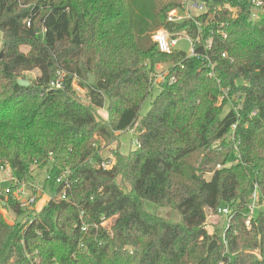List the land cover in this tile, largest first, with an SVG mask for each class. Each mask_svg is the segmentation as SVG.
Segmentation results:
<instances>
[{
	"label": "trees",
	"instance_id": "16d2710c",
	"mask_svg": "<svg viewBox=\"0 0 264 264\" xmlns=\"http://www.w3.org/2000/svg\"><path fill=\"white\" fill-rule=\"evenodd\" d=\"M183 1L0 0V164L31 189L48 164L45 189L69 182L65 198L38 197L32 222L6 219L0 200V264H264L263 208L246 224L256 184L264 201V15L251 0H195L202 12L170 21ZM160 27L197 55L161 52ZM159 64L169 75L156 84ZM135 124L139 145L102 167L101 142ZM220 207L229 226L209 230Z\"/></svg>",
	"mask_w": 264,
	"mask_h": 264
},
{
	"label": "built area",
	"instance_id": "2783aa9c",
	"mask_svg": "<svg viewBox=\"0 0 264 264\" xmlns=\"http://www.w3.org/2000/svg\"><path fill=\"white\" fill-rule=\"evenodd\" d=\"M253 5L255 6L253 17L260 18L264 15V1L263 0H251ZM184 11L180 13L179 10H174L169 15V20H181L185 18H192L191 8L199 10L202 12L205 8V3H201L195 0H186L184 2ZM186 37L192 45L191 52L188 54L189 56H196L197 53L194 49V44L192 38L187 34H180L177 36L171 35L164 28L157 29L153 34L152 38L155 41L158 49L161 52H171L178 45L179 39L181 37ZM225 56V54H224ZM164 65H157L156 72L153 74L154 82L160 83L162 81H166L167 76L169 75L168 67ZM164 68V69H163ZM175 80L174 77L170 78V82ZM59 85L60 81L52 82V85ZM135 143L138 144V139L135 140ZM139 145V144H138ZM111 157L102 162L101 166L104 168L110 167L114 161ZM67 173H63L56 179V184L62 186V191L60 193H54L53 196H49L45 193V188L42 185H39L38 182L34 183V189L29 188V186L20 181L14 174L13 167L10 163L4 162L0 164V200L2 203L5 202V205H2L1 211L8 212L10 209L7 207V199H11V201L17 202L19 208L23 210L22 214L24 215V219L21 222L27 221L32 222L35 218L36 214L40 210V207H37L38 197L44 196V200H51L54 198H65L66 190L69 187V182L67 180ZM264 207V201H261V193L259 186L256 184L254 186V190L251 196V202L249 204V216L246 220L247 226L251 225V221L256 212ZM264 210V208H263ZM12 211V210H11ZM14 212V211H13ZM15 213V212H14ZM218 214L225 217V225L229 226L230 223V209L228 207H220L218 209ZM18 215V214H17ZM12 221L18 220L17 218L11 219ZM20 221V220H18Z\"/></svg>",
	"mask_w": 264,
	"mask_h": 264
},
{
	"label": "rangeland",
	"instance_id": "374dc122",
	"mask_svg": "<svg viewBox=\"0 0 264 264\" xmlns=\"http://www.w3.org/2000/svg\"><path fill=\"white\" fill-rule=\"evenodd\" d=\"M167 1V0H164ZM185 2V0L183 1V3ZM191 14L194 15L195 13H198L199 10L191 8ZM162 28V27H160ZM157 30V29H156ZM155 32V31H153ZM153 32L151 33V35L153 34ZM152 37V36H151ZM1 40V37H0ZM178 50L184 51L185 53L189 54L191 52L192 49V45L191 42L186 38V37H181L179 39L178 45L176 47ZM21 49L23 51H28V47L27 46H22ZM5 54V49L3 48L1 42H0V54L1 53ZM164 65L165 67L167 66V64H161ZM162 66V67H164ZM164 69V68H163ZM39 74V70L38 69H34L32 71H28L26 72V76L30 77V78H34L35 76H37ZM78 81H74V87L76 89V91L78 92V95L81 97V99L83 100H87V94H86V90L85 88H83L82 86H80L78 84ZM156 88L153 89V91L150 93V95L146 98V100L144 101V103L142 104V107L140 109V118L142 116H144L146 114V112L149 110V108L151 107V103L153 101V99L157 96V94L159 93V88L157 85H155ZM229 107H226L225 110H227ZM99 114L104 118L107 119L108 114L105 111V109H100L99 110ZM138 125L135 124V126L131 129L128 130L127 132H121L118 133L120 134L118 141H114L112 144H108L105 140H103L101 142V151L106 154L111 156L114 159V150H117L119 148V150L123 151V152H127L131 146H135V140L137 139L138 136ZM50 167V164L44 166V167H35L34 168V174L36 176V182H38L39 185H42L44 183V180L46 178L47 175V170ZM119 182H121V178L118 177L117 179ZM58 185H56L57 187ZM129 189V186L127 185V188ZM45 193L49 196H53L55 193L54 189H50L47 188L45 190ZM146 206L152 211L155 212L161 216H165L168 217L170 219L173 220H179L180 216L179 213L175 210H173L172 208L169 207H160L158 205H156L153 202H146ZM264 208V207H263ZM4 216L6 219L11 220L14 218H17L18 220H23L24 219V215H17L16 213H14L13 211L9 210L8 212H4ZM209 220V225H208V229L209 230H213L212 227V223H219V224H223L225 225V217L222 215H213V216H209L208 218ZM12 221V220H11ZM112 223V218L106 220L103 225L104 226H108Z\"/></svg>",
	"mask_w": 264,
	"mask_h": 264
},
{
	"label": "water",
	"instance_id": "95a60500",
	"mask_svg": "<svg viewBox=\"0 0 264 264\" xmlns=\"http://www.w3.org/2000/svg\"><path fill=\"white\" fill-rule=\"evenodd\" d=\"M3 56H4V53L2 52L0 58H3ZM95 79H96L95 74H88V83L89 84H93L95 82ZM3 204L5 205V202Z\"/></svg>",
	"mask_w": 264,
	"mask_h": 264
},
{
	"label": "crops",
	"instance_id": "0c3cea01",
	"mask_svg": "<svg viewBox=\"0 0 264 264\" xmlns=\"http://www.w3.org/2000/svg\"><path fill=\"white\" fill-rule=\"evenodd\" d=\"M44 201H45V200H44ZM44 201H42V202H41V204H39V206H38V207L42 206V205H43V203H44Z\"/></svg>",
	"mask_w": 264,
	"mask_h": 264
}]
</instances>
